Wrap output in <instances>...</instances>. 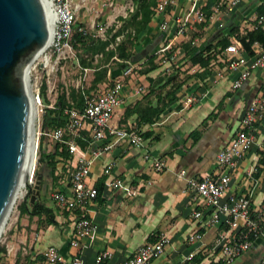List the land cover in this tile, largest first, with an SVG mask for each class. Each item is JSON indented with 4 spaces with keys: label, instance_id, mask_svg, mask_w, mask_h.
Instances as JSON below:
<instances>
[{
    "label": "crops",
    "instance_id": "crops-1",
    "mask_svg": "<svg viewBox=\"0 0 264 264\" xmlns=\"http://www.w3.org/2000/svg\"><path fill=\"white\" fill-rule=\"evenodd\" d=\"M193 5L201 8L203 19L191 12L185 32L175 36L177 19ZM259 5H264V0H238L233 5L230 0H172L164 11L155 12L152 8L154 12L150 21L127 47L130 56L119 58L114 54L106 63V78L96 83L98 87L85 93L111 85L116 78L123 79L121 100L110 122L126 127L136 125L143 135V145L135 146L127 139H121L109 150L93 157L95 148L107 139H93L88 128H82L75 136L79 146L78 138L85 142L83 147L80 146L85 157L93 158L92 175L102 173L104 179L119 178L130 185L138 183V189L130 194L118 187L105 188L103 179L99 180L97 185H102L101 191L85 210L96 223V233L82 235L77 244L72 240L78 211L74 214L56 203L61 210H55L41 195V200L54 209L58 224H48L34 231V239H30L27 245L32 263L45 264L44 256H33L38 252L43 254L47 246L53 245L60 253L62 264H71L75 257H80L84 264H95V256L104 250L111 253L104 261L110 264L130 256L155 233H164L168 241L160 255L147 264H210L219 261L215 237L220 224L209 221L205 211L199 217L194 216L195 210H204V204L177 173L184 169L194 176L216 174L218 151L244 126L251 101L264 96V67L250 70L242 85L234 88L232 82L239 70L226 67L229 53L223 46L226 41L228 44L234 40L241 43L237 35L255 28ZM133 9L134 6L127 7L108 26L120 27L125 19L127 28L135 32L130 19ZM206 12L210 13L208 17ZM127 30L123 28L122 33ZM106 34L99 38H105ZM259 46L260 43L255 41L251 48L255 50ZM162 47L166 48L158 51ZM197 53L203 59L209 57L208 61L194 60ZM99 55L101 53H94L92 63ZM150 57L152 61L148 59ZM127 67H131V71L124 75L123 70ZM83 68L91 70L89 87L95 67ZM170 93L174 97L168 101ZM160 105L163 108L155 117L153 108ZM149 117L155 118L150 121ZM251 125L254 139L228 169L230 183L225 197L247 195L252 204L259 207L264 204V162L260 161L264 157V110L255 113ZM195 129L201 134L194 141L190 133ZM68 138L65 133L58 141L67 148L65 140ZM68 152L69 157L60 155L58 169L61 172L58 173V185L50 191L52 199L55 189L70 191L66 179L82 153ZM146 152L150 154L149 158L144 157ZM153 157L164 161L163 170L154 168ZM62 179L65 183L61 182ZM26 216L28 223L36 215ZM30 226L37 227L33 222ZM195 232L198 235L190 238ZM263 254L264 228L248 250L224 264H262ZM189 255L192 256L187 259ZM194 255L202 257L195 260ZM15 261L16 257L12 264Z\"/></svg>",
    "mask_w": 264,
    "mask_h": 264
},
{
    "label": "built area",
    "instance_id": "built-area-1",
    "mask_svg": "<svg viewBox=\"0 0 264 264\" xmlns=\"http://www.w3.org/2000/svg\"><path fill=\"white\" fill-rule=\"evenodd\" d=\"M45 1L52 14L53 22L52 38L44 49L47 48L51 53H56V63H58L61 58L72 55L71 39L77 6H75L73 0ZM155 1L153 6L155 12L164 11L168 4L172 2V0ZM237 2L238 0H230L231 5ZM191 12H194L200 19L204 17L201 8H195L193 5L183 17L177 19L178 24L175 36L185 32L191 18ZM116 25H119V23ZM254 26H260L264 29V13L259 15ZM106 27L107 25L104 28L102 27V31H105ZM121 37L122 33L117 34L109 46L114 48ZM165 48L162 47L158 51ZM224 49L229 53L226 58V67L230 70H239L232 82L234 88L242 85L250 70L264 67V46L262 44L253 52H248L238 40H234L227 44ZM50 59L49 55H44L45 64H49ZM34 60H32V64ZM32 64L29 71H31V68L35 69V64ZM50 65L53 66L52 64ZM130 71L131 67H127L123 70V74H129ZM40 83L35 81L32 84L38 101ZM122 86L123 79L116 78L111 85H105L103 88L85 94L82 109L73 107L64 109L68 119L63 127L46 129L42 132L55 140H62L63 135L67 133L69 138L65 142L68 150L73 153H82L66 179V183L64 182L65 179L61 180L62 183L69 185L70 191L65 192L58 188L52 192V197L57 205L68 209L74 214L78 211L75 214V238L72 240L74 244L78 243V238L82 235L89 234L93 236L96 233V223L85 213V210L88 204L95 202L98 195L97 182L99 180L103 179L105 188L118 187L130 194L138 189V183L130 185L119 178L114 180L104 179L102 173L92 175L91 164L93 158L85 157V153L75 141V136L79 134L82 128H88L93 139H107V141L95 148L93 157H97L103 151L109 150L121 139H127L135 146L143 145V135L135 127L113 125L110 122L114 109L121 100ZM263 110L264 96L257 97L251 101L250 109L244 117V126L235 133L216 155V169L218 171L216 174L194 176L189 175L184 169L179 170L177 173L178 176L185 180L187 188L193 190L201 197L204 204V210H195L194 216L199 217L205 211L209 221L220 224L219 231L215 237V246L218 250L216 257L226 263L248 250L264 228V204L255 207L247 195L225 197L230 183L228 169L233 167L237 158L250 147L254 139L253 130L250 128L252 127V121L255 118V113ZM144 157L149 158L150 154L146 152ZM152 165L157 171H161L164 168V161L161 158L153 157ZM147 182H151V179H147ZM197 235V232L192 233L190 238ZM167 241L168 238L164 233H155L151 240L137 247L130 256L110 264H147L151 259L160 255ZM43 255L45 264H62L60 253L53 245L47 246L43 251ZM110 256L111 253L108 250L99 252L95 256V264H105L104 261ZM191 256L189 255L187 259H190ZM261 262L264 264V254ZM71 264H84V262L80 257H75Z\"/></svg>",
    "mask_w": 264,
    "mask_h": 264
},
{
    "label": "rangeland",
    "instance_id": "rangeland-1",
    "mask_svg": "<svg viewBox=\"0 0 264 264\" xmlns=\"http://www.w3.org/2000/svg\"><path fill=\"white\" fill-rule=\"evenodd\" d=\"M76 9L75 23H81L82 28L90 35L94 37H103L106 30L102 31V27L110 25L114 20L120 17L126 8L133 7L132 0H73ZM107 29V28H106ZM72 42V39H71ZM71 56L61 58L56 63V53H51L49 49H43L40 54L35 58L32 65L35 64V69L31 68L29 72L30 83L35 81L40 83V80L45 79L47 88L45 95L47 100H43L39 95V103L34 117V123L37 124V150L34 166L32 167L30 176L26 179V184L23 186V193L14 198L12 204L9 207L7 216L2 225L0 231V264H12L13 259L17 258V264H34L29 258L31 254L29 252L28 241L34 239V231L41 227H46L48 224L45 221L44 216H35V219H30L27 223L25 213L20 214L19 204L25 198L30 197L32 192L29 189H33L37 181H39V193L36 194L38 199L41 200L43 195L47 202L55 207V210H61L50 196L52 187L57 184L58 176L61 171L58 169V164L61 161L60 154L57 153L54 156L55 165L50 170L45 165L47 154L60 149L61 141L52 139L49 135L43 134L44 127V111L45 107H53L56 102L57 95L62 91L69 95L72 88H88V74L91 70L84 69L80 59V55L86 57L87 60L95 59V56L91 53H86L81 45H73ZM44 55L50 56V63L45 64ZM100 55L97 56V59ZM96 63V62H95ZM52 64L53 66H51ZM34 88V86H33ZM34 93H36L34 91ZM65 121L68 116L64 113ZM55 125H50L49 129L54 128ZM48 129V128H46ZM41 145V148H40ZM43 151V160H39V156ZM35 223L37 227L30 226V223ZM26 247V250L25 248ZM41 252L34 254L33 257H43Z\"/></svg>",
    "mask_w": 264,
    "mask_h": 264
},
{
    "label": "water",
    "instance_id": "water-1",
    "mask_svg": "<svg viewBox=\"0 0 264 264\" xmlns=\"http://www.w3.org/2000/svg\"><path fill=\"white\" fill-rule=\"evenodd\" d=\"M48 40V16L41 0H0V226L26 149L29 102L23 70ZM38 182L31 201L39 193Z\"/></svg>",
    "mask_w": 264,
    "mask_h": 264
},
{
    "label": "trees",
    "instance_id": "trees-1",
    "mask_svg": "<svg viewBox=\"0 0 264 264\" xmlns=\"http://www.w3.org/2000/svg\"><path fill=\"white\" fill-rule=\"evenodd\" d=\"M134 9L132 12H130V19L132 26L134 27L135 32L132 33L131 30H129L128 24L125 19H123V22L121 23L122 27L128 29L127 31L122 33L123 28L117 27L115 28L114 25L107 27V34L105 38H99L90 36L83 28L81 23H75L73 24V32H72V42L74 46H77L78 44L81 45V48L86 51V53H91L94 55V53H101L100 58L96 60V63H92L91 59L87 60L86 57L83 55H80V59L82 62V66H93L95 67L94 70V76L91 80L90 86L87 88V90L83 88H72L71 91L68 94H65V92H61L57 95L56 102L54 103L53 107H45L44 116V127L49 128L50 125L57 126H63L65 124V115H64V108H76V109H82L84 106V95L89 90L94 89L95 87H98L96 85L97 82L102 81L106 78L107 74V61L111 59V57L116 54L119 58H128L130 56V53L127 51L129 45H131L136 37V34L144 28V26L150 21V18L153 14V6L155 5V0H132ZM264 12V5H259L257 7V13L258 15H261ZM209 12H206V16H209ZM126 23V24H125ZM125 25V26H124ZM122 33L121 39L118 41V43L115 45L114 48L110 47L109 44L115 39L116 35ZM239 40L241 41L242 45L248 50L249 52H253L251 45L253 42L257 41L260 44L264 46V29L260 26H257L253 29L247 30L242 35H237ZM226 41L223 46L225 47L228 43ZM220 51V50H219ZM150 61H152V57L148 58ZM194 60H198L201 63H206L209 59V57H206V59H203L201 57L200 53H197L193 57ZM47 88V83L45 79L41 80V84L39 86V95L42 96L43 100H47L45 91ZM174 97L173 93H170L168 96V101L171 100ZM166 101H163V104H165ZM163 105L157 106L153 108V111L155 113V117L158 116L159 112L162 110ZM154 117V118H155ZM154 118L149 117L148 120L152 121ZM205 122V121H204ZM134 127H137L136 125ZM191 136L193 137V140H197L201 134V131L199 129L193 130L191 133ZM77 142L80 144V146H84L85 142L81 140V138L77 139ZM60 149H55V151L49 152L47 154V159L45 160V165L52 170L55 165L54 156L59 153L62 157L66 158L69 157L70 154L66 148V145L61 142L60 143ZM41 148V145H40ZM43 151L41 152L39 156V160H43ZM261 162H264V157L260 159ZM58 185V183H57ZM102 185H98V192L101 191ZM33 189H29V192H32ZM264 202V199H263ZM19 212L27 213L30 217L31 216H44L45 221L47 224H58V222L55 219V212L54 209L45 204L43 201H40L38 199V196H34L33 200L31 201L30 197L27 196L24 200H22L19 204ZM152 239V238H151ZM1 250V248H0ZM202 257L200 255H194L193 259L199 260V258ZM15 264H17V258L15 261ZM210 264H224L223 261L219 260L217 262H210Z\"/></svg>",
    "mask_w": 264,
    "mask_h": 264
},
{
    "label": "bare ground",
    "instance_id": "bare-ground-1",
    "mask_svg": "<svg viewBox=\"0 0 264 264\" xmlns=\"http://www.w3.org/2000/svg\"><path fill=\"white\" fill-rule=\"evenodd\" d=\"M48 16V23H49V40L46 42V45L41 48L40 50L37 51V53L34 55L33 59H35L40 52L50 43L51 38H52V22H53V17L52 14L50 13L48 6L46 4L45 0H41ZM32 59V60H33ZM32 60L29 64H27L24 67L23 70V79L24 83L26 85L25 92L27 94L28 102H29V116H28V133H27V139H26V149H25V154H24V159L20 168V173L18 177V181L15 187V191L12 195V199L10 202V205L12 204L13 200L15 197H17L19 194L23 193V186L26 184V179L30 176L32 167L34 166L35 159H36V150H37V143H38V138H37V124L34 123V117H36L37 113V107H38V99L36 97V94L33 91L32 84L30 83L29 80V70L32 64ZM9 205V207H10ZM8 207V210H9ZM7 210V212H8ZM7 216V213L4 217V220ZM4 220L2 222V225L4 223ZM2 225L0 226V231L2 229Z\"/></svg>",
    "mask_w": 264,
    "mask_h": 264
}]
</instances>
